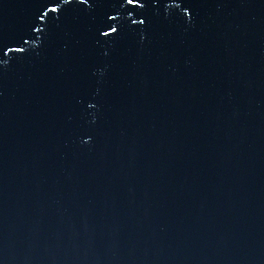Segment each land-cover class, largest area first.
I'll use <instances>...</instances> for the list:
<instances>
[{"label": "water", "instance_id": "95a60500", "mask_svg": "<svg viewBox=\"0 0 264 264\" xmlns=\"http://www.w3.org/2000/svg\"><path fill=\"white\" fill-rule=\"evenodd\" d=\"M52 6L0 0V264H264V0Z\"/></svg>", "mask_w": 264, "mask_h": 264}, {"label": "snow or ice", "instance_id": "6c2138e0", "mask_svg": "<svg viewBox=\"0 0 264 264\" xmlns=\"http://www.w3.org/2000/svg\"><path fill=\"white\" fill-rule=\"evenodd\" d=\"M59 0H53V6L51 8L48 9V11L52 12V13H57L59 12L61 9H58L55 5L56 3H58ZM126 3L128 5H132L133 7H136L137 5H139L140 7H143V0H126ZM41 19H43V17H41ZM109 19H114L113 17H109ZM143 21H141L142 23ZM116 29L115 28H109V32H115ZM109 33H105V35H107ZM7 47V46H4ZM8 51H22V49H12V48H8ZM0 55L2 56H7V52H5L3 50V48H0Z\"/></svg>", "mask_w": 264, "mask_h": 264}]
</instances>
